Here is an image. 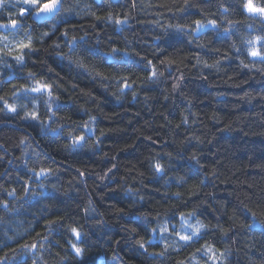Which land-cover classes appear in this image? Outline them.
Here are the masks:
<instances>
[{
	"label": "trees",
	"instance_id": "1",
	"mask_svg": "<svg viewBox=\"0 0 264 264\" xmlns=\"http://www.w3.org/2000/svg\"><path fill=\"white\" fill-rule=\"evenodd\" d=\"M243 4L62 0L38 20L18 15L23 0H4L0 23L19 25L0 28L5 264L33 243L28 264H264V233L249 227L253 214L264 221V62L248 54L264 17ZM196 20L216 27L194 31ZM29 40L18 63L16 46ZM37 81L57 99L24 91ZM41 168L52 174L37 177ZM189 224L205 227L185 244L177 233L190 235Z\"/></svg>",
	"mask_w": 264,
	"mask_h": 264
},
{
	"label": "snow or ice",
	"instance_id": "2",
	"mask_svg": "<svg viewBox=\"0 0 264 264\" xmlns=\"http://www.w3.org/2000/svg\"><path fill=\"white\" fill-rule=\"evenodd\" d=\"M4 4V0H0V7H2ZM23 5L20 9V12L18 13L19 16H24L25 14L28 15H33L37 18L40 19H46L49 16H52L54 14H56L57 12L60 11L61 7H62V0H23ZM190 7V5H187L186 3V8ZM243 8L251 15L253 16H260V17H264V5H260V4H256L254 3V0H244V4H243ZM186 9H181V11H185ZM108 21L111 23H115L116 25H122L124 23H126V19L125 20H121L119 18L114 19L111 15H109L107 17ZM196 28L194 29V31H199L202 28H207L209 26H212L213 28L216 27V22L215 21H208L206 24L202 23L200 20H196L195 22ZM18 21L16 19H11L8 23L4 24V23H0V28L2 29H16L18 27ZM177 30H182L180 28V26H177ZM226 32L228 30H225ZM44 35H47V33H45ZM65 37H67L68 33L65 32L64 33ZM6 39V37H5ZM83 37H80V40H82ZM248 43L250 45H253L252 48H250L248 54L254 58H258L261 59L262 62H264V53H262L260 50H258L254 45L256 43H259L260 46L262 48H264V37H257L256 41H248ZM68 45H69V50L70 51H74L76 46H77V38L76 37H72L71 40L68 41ZM17 49L19 50L18 55H16L14 57V59L18 62V63H23L24 59H25V49L27 50H32V45H31V40H29L28 43H24V42H19L17 44ZM118 50L117 49H113L112 52L116 53ZM7 55H11V52H8ZM62 59H64L65 57H61ZM111 59H115V57H111ZM123 59V57L121 58ZM74 63H77L79 66L83 67V64H80V62L77 61H72ZM148 64H151V61H148ZM31 75V74H30ZM97 75H99V73H97ZM157 76V72L155 71V69L152 70V76L149 77V79L155 78ZM105 79H107L106 77H104ZM121 83L123 84V88L127 89L130 88L131 85L128 84L126 82V80L122 79ZM123 90V89H122ZM24 91H30L33 93H37L40 96H43L45 94H47L49 101L51 100H55L57 99L56 97L53 96L52 91H51V85L47 84V83H41L40 81L36 82V86L31 87V88H25ZM3 98L0 97V100H2ZM5 107L7 108L8 111L11 112H15L16 108L15 106L8 104L5 101ZM31 116L32 119H37V113L36 112H32L31 114H29ZM94 119V118H93ZM85 127H87V125H85ZM85 137L84 136H78V137H74L73 138V147H75L76 145L80 144L82 141H84ZM34 174L37 177L40 176H44L47 177L48 175L52 174V170L51 169H46V168H41L39 170V172H35ZM109 171H111V169H109ZM156 171L160 172L161 171V167L160 165H156ZM81 175H83V173H81ZM41 187H43V185H41ZM28 194V189H25V195ZM9 196H15V190H13L12 192L8 193ZM179 195V194H177ZM2 207H4L5 209H7V202L5 201L2 205H0ZM56 224V221H50L49 222V230H51L52 226ZM188 228H190L191 234H179L177 233V235L179 236V240L184 241L185 244L193 241L194 238L199 239L201 238V229H203L205 226L202 224H199L198 226L196 225H191L189 224L187 226ZM250 228H258L261 230L262 233H264V221H256L255 220V214H253V224L249 225ZM153 232H155V229L152 230ZM71 232L74 234L75 238L77 240L81 239V233L77 230V228L73 227L71 229ZM149 243H151V241H149ZM71 247L73 249V251L75 252L77 257L82 256L83 254V249L78 247L75 243L71 244ZM139 247L140 248H144L145 245L143 242L139 243ZM37 249V245L36 244H23L20 245L19 251H17L16 249H12V255L13 257H19V259H16L14 261V264H28V259H29V253H31L33 256L35 255V251ZM210 251L208 249H206V252ZM158 255H163V253H159ZM11 259L7 253H5V256L3 258H0V264H5V261ZM33 264H35V261H33Z\"/></svg>",
	"mask_w": 264,
	"mask_h": 264
},
{
	"label": "water",
	"instance_id": "3",
	"mask_svg": "<svg viewBox=\"0 0 264 264\" xmlns=\"http://www.w3.org/2000/svg\"><path fill=\"white\" fill-rule=\"evenodd\" d=\"M58 13V12H57ZM56 13V14H57ZM56 14H54V15H52V16H49L48 18H46V19H50V18H52V17H54ZM37 18V17H36ZM38 20H42V19H40V18H37Z\"/></svg>",
	"mask_w": 264,
	"mask_h": 264
},
{
	"label": "rangeland",
	"instance_id": "4",
	"mask_svg": "<svg viewBox=\"0 0 264 264\" xmlns=\"http://www.w3.org/2000/svg\"><path fill=\"white\" fill-rule=\"evenodd\" d=\"M209 27H211V26H209ZM208 28V27H207ZM207 28H202V29H200L199 31H203V30H206Z\"/></svg>",
	"mask_w": 264,
	"mask_h": 264
}]
</instances>
